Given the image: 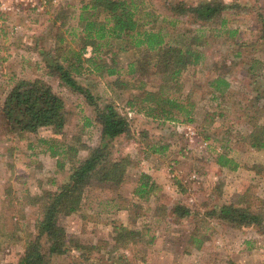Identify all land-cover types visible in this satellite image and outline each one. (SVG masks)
Listing matches in <instances>:
<instances>
[{"label":"rangeland","instance_id":"rangeland-1","mask_svg":"<svg viewBox=\"0 0 264 264\" xmlns=\"http://www.w3.org/2000/svg\"><path fill=\"white\" fill-rule=\"evenodd\" d=\"M88 1L32 0L20 3L17 16L0 13V99L8 92L11 74L16 80L42 79L50 85L66 108L64 132L54 138L59 152L69 146L96 147L99 128L86 125L93 118V109L57 78L46 75L34 49L36 45L51 49L59 36L63 46L77 49L71 35L78 30L80 8ZM136 1L141 4L139 18L151 15L142 20L149 22L144 29L160 30L168 44L184 39L191 45L195 36L202 38L195 46L203 54L201 62L189 66L180 80L182 97L193 104V123H160L129 111L127 101L141 94L140 82L155 91L157 77L150 75V67L133 76L127 74V64L140 58L127 44L112 42L109 52L105 49L99 54L108 64L112 57L120 64L121 86L115 84L118 76L100 77L91 65H85L88 76L77 77V82L87 86L101 103L112 102L128 114L129 132L116 140L113 151L115 158L129 156L131 165L120 186L88 187L79 211L62 220L70 239L87 248L96 246L82 251L88 258L77 259L81 252L74 251L71 256H53L48 264H112L115 225L141 231L145 241L153 239L151 244L139 243L130 251H121L128 264H264V234L253 227L234 228L210 216L220 204L236 203L240 197L252 203L264 201V150L250 148L247 139L252 125L264 121V0H214L230 6L221 15L224 27L217 21L194 23L192 17L170 11L181 2L196 6L207 0ZM57 17L62 20L54 23ZM98 17L102 20L104 15ZM61 22L65 26L59 28ZM219 77L229 85L221 86L222 94L213 89ZM48 131L42 130L36 137L47 139ZM17 136L6 134L0 122V152H5L0 156L4 168L0 172V264L16 263L35 236L39 211L28 204L27 197L55 191L66 181L70 168L69 158L63 154L52 157L45 144ZM152 144L168 149L153 155ZM14 145L31 149L17 153L19 165L11 163ZM221 153L235 161L236 171L217 166L216 157ZM86 155L79 150L77 158ZM142 174L150 176L156 186L148 200L133 196ZM178 203L191 210L192 216L175 219L170 210ZM194 233L204 241L200 249L193 248L190 238Z\"/></svg>","mask_w":264,"mask_h":264},{"label":"trees","instance_id":"trees-1","mask_svg":"<svg viewBox=\"0 0 264 264\" xmlns=\"http://www.w3.org/2000/svg\"><path fill=\"white\" fill-rule=\"evenodd\" d=\"M140 3L136 0H89L80 8L78 15V30L71 38L78 48L63 46L62 36L49 50H42L35 46L41 58L46 75L57 78L60 85L67 87L77 94L93 109V118L87 122L98 126L100 141L96 147L81 145L79 149L69 146L62 152L57 151L55 139L40 140L52 157L64 155L69 158L70 168L66 181L55 191H43L37 196H28V204L37 206L39 214L34 223L35 236L27 242L23 255L14 264H48L53 256H71L74 251L81 252L77 259L88 256L83 250H91L96 246H80V242L69 238L62 220L77 213L81 207L84 191L94 185L108 184L120 186L126 177L127 168L131 165L130 157H114V143L124 137L130 129L128 114L119 111L112 102L101 103L100 99L76 78L88 76L89 68L102 75L118 76L122 68L116 60L111 58L110 64L100 59L99 54L106 49L110 51L112 42L125 43L138 52L140 58L127 64V74L133 76L143 67L152 68L150 75L156 78V90L151 91L143 87L142 82L138 90L141 94L131 97L127 101L129 111L141 115L148 120L160 123L182 122L193 123V104L182 97V74L189 66L198 65L203 54L195 48L201 43V36H195L193 44H186L181 39L179 43L168 44L160 30L144 29L149 22L142 20L151 16L138 15ZM230 6L214 0L201 1L196 6H186L181 2L170 8L177 16H190L194 23L202 25L214 24L224 27L226 22L221 19L222 12ZM103 14L102 20L99 15ZM221 19V20H220ZM57 17L54 20L60 21ZM220 20V22H219ZM65 26L61 22L59 28ZM91 48L92 56L85 58L87 48ZM137 55V56H138ZM146 68V69H147ZM146 72L145 69L141 70ZM221 86L228 88L225 78L219 77L213 84V89L222 94ZM124 87V86H123ZM264 97V96H263ZM0 122L6 134L24 136L36 135L40 130H49L53 136L62 135L67 123L66 108L63 99L53 91L52 87L42 79H18L6 94L0 107ZM253 131L248 136V145L255 150H264V121L254 123ZM168 146H149L150 153L162 155ZM79 150H85L87 155L78 159ZM216 164L220 168L236 171L238 165L232 158L221 153L216 157ZM156 186L150 176L142 174L137 181L133 196L139 200H148L155 192ZM171 215L177 220L192 216L191 210L178 203L171 210ZM211 217L234 228L253 227L257 233L264 234V201L252 203L240 197L236 203H222L215 208ZM142 232L127 228L123 225L113 226L112 248L115 254L110 261L112 264H128L126 256L121 251L131 250L139 243L151 244L153 239L144 240ZM193 248L200 249L204 241L198 233L190 238Z\"/></svg>","mask_w":264,"mask_h":264},{"label":"crops","instance_id":"crops-1","mask_svg":"<svg viewBox=\"0 0 264 264\" xmlns=\"http://www.w3.org/2000/svg\"><path fill=\"white\" fill-rule=\"evenodd\" d=\"M91 49V48H90ZM86 51H87V53H85V58H89L90 56H92V53H91V51H89V49L87 48L86 49ZM93 67V66H92ZM92 71H94V69L92 70ZM95 72V71H94ZM9 88L7 89L8 90V92L10 91V89L12 88V86H13V84L17 81L16 80V77L14 76V74H11V77L9 78ZM7 92V93H8ZM6 93V94H7ZM5 96L6 95H4L3 94V99H0V107L2 106V104H3V101H4V98H5ZM40 131H42V130H40ZM39 131V132H40ZM49 132V137L48 138H55V136H53L52 135V133L50 132V131H48ZM18 137V136H17ZM24 140H26V138L27 137H30V138H28V140L29 139H33V141H29V143L31 142V143H40L41 144V142H40V140H48V138L46 139V137L45 138H41V137H39V136H37L36 137V135H32V134H26V135H24V136H21ZM21 137H19V138H21ZM33 146H34V144H32ZM31 145V146H32ZM47 146H45V148H46ZM14 157L12 158V160H11V163H16L17 162V164L19 165V159H16V157H18V158H21L20 157V155H18L17 153H19V151H22V150H27V151H30L31 149L29 148V145L28 146H26V147H23V146H15L14 145ZM5 152L4 151H1L0 152V156H2L3 154H4ZM48 153V152H47ZM49 154V153H48ZM3 156H5V155H3ZM50 156V155H49ZM1 158V157H0ZM6 158V157H5ZM0 172H2V169H4V168H2V163L0 162Z\"/></svg>","mask_w":264,"mask_h":264},{"label":"built area","instance_id":"built-area-1","mask_svg":"<svg viewBox=\"0 0 264 264\" xmlns=\"http://www.w3.org/2000/svg\"><path fill=\"white\" fill-rule=\"evenodd\" d=\"M32 0H0V13L17 16L20 13V3H30Z\"/></svg>","mask_w":264,"mask_h":264}]
</instances>
